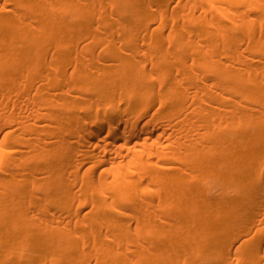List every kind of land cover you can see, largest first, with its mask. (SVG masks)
I'll list each match as a JSON object with an SVG mask.
<instances>
[{"label":"bare ground","instance_id":"1","mask_svg":"<svg viewBox=\"0 0 264 264\" xmlns=\"http://www.w3.org/2000/svg\"><path fill=\"white\" fill-rule=\"evenodd\" d=\"M0 264H264V0H0Z\"/></svg>","mask_w":264,"mask_h":264}]
</instances>
